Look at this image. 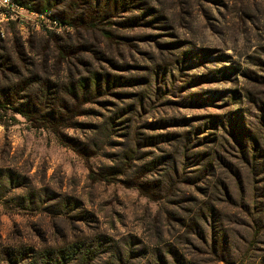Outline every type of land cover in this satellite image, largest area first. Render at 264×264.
I'll list each match as a JSON object with an SVG mask.
<instances>
[{
  "label": "rangeland",
  "instance_id": "obj_1",
  "mask_svg": "<svg viewBox=\"0 0 264 264\" xmlns=\"http://www.w3.org/2000/svg\"><path fill=\"white\" fill-rule=\"evenodd\" d=\"M20 1L46 5L69 24L0 21V56L10 60L0 82L95 73L116 83L88 105L93 111L78 118V127L65 131L86 146L89 139L98 144L88 163L48 130L7 113L16 121L0 125V247L86 240L95 254L91 264H264V200L248 203L246 181L264 166L242 163L230 138L236 125L249 137L264 132V0ZM130 108L134 138L121 121L115 135L102 139L98 128L107 116L120 110L130 118L123 111ZM190 129L193 152H214V161L207 158L213 173L187 158L186 179L169 200L89 181V169L112 166L140 138ZM137 147L141 158L149 154L145 161L158 152ZM200 173L213 174L230 197L217 193L209 201L215 218L196 221L195 237L177 218L195 221V205L208 201L210 178L190 185Z\"/></svg>",
  "mask_w": 264,
  "mask_h": 264
},
{
  "label": "trees",
  "instance_id": "obj_2",
  "mask_svg": "<svg viewBox=\"0 0 264 264\" xmlns=\"http://www.w3.org/2000/svg\"><path fill=\"white\" fill-rule=\"evenodd\" d=\"M14 1L39 12L50 9L46 5L38 8L34 4L24 3L20 0ZM62 18L60 19L61 23L69 24L65 18ZM81 23L87 26V22L81 21ZM103 34L106 36L108 32H103ZM9 61L6 56H0V73L4 74L8 71ZM111 81L116 83L115 80H110L107 75L95 73L91 74V77H87V75L77 78L66 76L63 80L49 77L41 78L35 74L20 77L15 81L11 78L5 79L0 82V125L7 127L15 123L14 116L10 115L8 118L6 116L9 111H13L21 116L31 128L45 129L51 132L61 146L69 148L88 163L91 158L96 157V150L100 149L98 144L89 139L86 146L65 131L78 127V118L87 116L93 111L88 108V105L99 103L98 99L101 93L109 88ZM123 111L131 114L130 118L121 114L120 110L117 113H111L107 116L106 122L98 128L102 139H109L115 135L116 125L121 121L131 125L125 129L133 131L132 138H134V133H137L132 128L137 122V118L132 116L135 110L130 108ZM148 126L151 127V125ZM191 129L181 133L165 132L145 139L140 138L137 143H133L134 149L130 151L126 149L112 166L98 171L89 169L88 179L94 183H120L125 187L136 189L140 196L150 201H167L175 193L174 190L178 189V186L182 185L183 180L186 179L183 172L186 170L184 162L187 158H190L194 165L213 173L212 165L209 162L214 161V152L210 149L205 155L204 152H193L194 142L192 141ZM232 130L233 136L231 135L230 138L236 145L235 154L240 157V161L247 166V163H250L251 170L256 167L258 160L264 166V132L249 137L244 133L243 128L239 129L238 125L234 126ZM211 136L215 141V134ZM161 143L167 145V150H159L162 149L159 148ZM137 146L141 148L151 147L158 152L152 154L150 160L145 161V157H149V154L143 153L141 158L140 148ZM202 157H205L203 163ZM207 158L210 159L209 162H207ZM141 161L144 162L141 167L132 166L133 163H140ZM141 170L143 172L139 173ZM208 178L210 180L206 183L210 190L207 192L209 199L208 201H199L195 205V208L200 211L199 215L195 213L192 216L195 221L191 219L186 223L185 217L177 218L178 224L184 230L188 231L193 227V230L190 231L195 237L200 232L199 229L196 231V221L215 218L209 201H212L217 193L224 200L230 197L228 188L221 184L219 179L213 180V174L206 176L204 173H200L198 176H193V178H189L190 185L196 189L195 185ZM246 181L251 186L248 203L254 207L257 199L264 200V170L261 171L260 177H256V174L251 175L250 178H246ZM201 195L204 196L202 192ZM252 222L254 223L252 228L256 227L257 223L254 219ZM94 256V250L90 244H87L86 240L74 243L65 242L60 247L51 246L41 249H34L28 245L0 247V264H91L90 261Z\"/></svg>",
  "mask_w": 264,
  "mask_h": 264
},
{
  "label": "built area",
  "instance_id": "obj_3",
  "mask_svg": "<svg viewBox=\"0 0 264 264\" xmlns=\"http://www.w3.org/2000/svg\"><path fill=\"white\" fill-rule=\"evenodd\" d=\"M36 20V25H41L43 21H51L55 25L61 23L58 16H53L49 11L39 12L30 9L28 6L20 5L14 0H0V21L17 22L19 24L27 23L30 20ZM40 22V23H39Z\"/></svg>",
  "mask_w": 264,
  "mask_h": 264
}]
</instances>
